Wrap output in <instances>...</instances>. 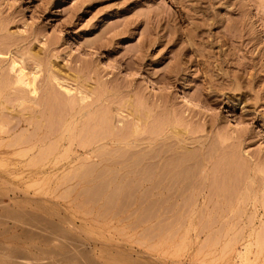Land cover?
Returning <instances> with one entry per match:
<instances>
[{"label": "rangeland", "instance_id": "1", "mask_svg": "<svg viewBox=\"0 0 264 264\" xmlns=\"http://www.w3.org/2000/svg\"><path fill=\"white\" fill-rule=\"evenodd\" d=\"M0 35V77H8L0 83V264L11 247L57 261L63 231L96 264H264V0H0ZM21 57L26 68L42 69L34 80L40 92L57 74L74 94L56 92L61 100L50 110L16 82ZM132 106L142 121L128 115ZM116 110L128 130L137 125L143 136L178 130L194 154L191 176L175 183L157 176L150 182L142 174L130 180L122 171L142 168L151 154L144 150L132 167L122 158L116 164L84 161L78 143L86 122ZM21 117L32 120L29 129L18 125ZM167 141L156 146L162 164L171 157L164 152ZM75 155L80 158L73 161ZM102 169L108 174L101 177ZM20 209L44 216L36 225L29 221L30 229L43 225L44 234L25 230Z\"/></svg>", "mask_w": 264, "mask_h": 264}, {"label": "bare ground", "instance_id": "2", "mask_svg": "<svg viewBox=\"0 0 264 264\" xmlns=\"http://www.w3.org/2000/svg\"><path fill=\"white\" fill-rule=\"evenodd\" d=\"M2 25V24H1ZM2 30V29H1ZM0 37H1V35H0ZM5 39V38H4ZM10 42V41H9ZM14 42V41H13ZM5 45V44H4ZM4 48H6L5 46H3ZM13 47V46H12ZM19 48V47H18ZM22 48V47H21ZM7 49V48H6ZM15 49V48H14ZM12 50V49H11ZM16 50V49H15ZM24 52H25V50H23ZM29 51V50H28ZM32 51V50H31ZM7 52V51H6ZM5 52V53H6ZM33 52H34V50H33ZM25 54H26V52H25ZM34 54V53H33ZM12 55V54H11ZM36 54H34V55H32V56H35ZM14 56V55H13ZM20 57V56H19ZM9 58H10V56H9ZM15 58V57H14ZM29 58V57H28ZM45 58V57H44ZM32 59V58H31ZM38 59H39V57H38ZM2 60V59H1ZM23 63H24V66H22V67H19L18 68V76H17V79H16V82L17 83H23L24 84V86L25 87H29L28 89L30 90V92L31 93H35V95H37L38 94V99H42L41 100V102L42 101H45V103L47 102V106L49 105V109L51 110V108H53L54 107V103L55 102H57V101H59V100H61V98H59V96L56 94V92H58V93H61V95H62V93H63V91L65 92V93H67V94H69V93H73L74 94V92H71L74 88H71L72 86H70V88H69V86L68 85H70V84H66V82H62L61 80H62V78L60 77V76H57V74L56 75H53V77L51 76V77H49V78H46V80H44L45 82H44V84H46V85H44L43 86V88H41L42 89V92H40L41 90L39 89L40 88V84L39 85H35L34 84V80L36 79V78H40V77H37L36 75H38L37 74V72L35 71V70H42V69H36L37 68V66L34 68V69H30V68H26V63H25V61L26 60H22V57H21V59H20ZM7 61H8V58H7ZM21 61H18V62H20L19 64H21V65H23L22 63H21ZM5 62H6V60H5ZM13 65L12 66H15L16 64H15V62H17V61H15L14 59H13ZM8 63V62H7ZM42 65V64H41ZM45 65V64H44ZM10 66H11V64H10ZM20 66V65H19ZM49 66V65H48ZM7 67V66H6ZM17 67H18V65H17ZM11 68V67H10ZM15 68H16V66H15ZM25 68L26 69H29V70H25ZM47 68V67H46ZM7 69V68H6ZM44 69V68H43ZM17 70V69H16ZM52 71H53V69H52ZM60 71V70H59ZM5 72V70L3 71V73ZM10 72V71H9ZM11 72H13V71H11ZM45 72V71H44ZM45 73H47V72H45ZM62 73V72H61ZM41 75V74H40ZM39 75V76H40ZM44 75V74H43ZM64 75V74H63ZM69 75V74H68ZM16 76V75H15ZM46 77H47V75H46ZM9 78H10V76H9ZM52 78H54L55 80H57V86L59 85V89L57 88V86H56V83H54V81H52L53 79ZM7 79H8V77H7ZM7 79H5V74H3L2 75V77H0V83H5L6 81H7ZM44 79V78H43ZM37 80V79H36ZM83 80V79H82ZM14 81V80H13ZM41 81H42V79H41ZM65 81V80H64ZM38 82V81H37ZM36 83V82H35ZM70 83V82H69ZM77 83V82H76ZM64 84L66 85V86H64ZM79 84V83H78ZM0 85H2V84H0ZM83 85H84V83H83ZM3 86V85H2ZM24 86L22 85V88H24ZM39 88H38V87ZM68 86V87H67ZM90 86V85H89ZM19 87V86H18ZM83 87V86H82ZM81 87V88H82ZM20 88V87H19ZM45 88V89H44ZM60 88H62V89H60ZM90 88V87H89ZM103 88V87H102ZM15 89V88H14ZM21 89V88H20ZM72 89V90H71ZM80 89V88H79ZM71 90V91H70ZM20 91H22L23 92V90H20ZM79 91V90H78ZM77 91V92H78ZM81 91V90H80ZM79 91V92H80ZM90 91V90H89ZM19 92V91H18ZM120 92V91H119ZM20 93V92H19ZM37 93V94H36ZM40 93V94H39ZM83 93V92H82ZM3 94V93H2ZM81 94V93H80ZM103 94V93H102ZM22 95H23V93H22ZM32 96V97H30V99H32V100H36V96ZM69 95H71V94H69ZM79 95V94H78ZM82 95V94H81ZM89 94L87 93L85 96L83 95L82 97H81V99H84L86 96H88ZM104 95V94H103ZM31 96V95H30ZM65 96V95H64ZM16 97V96H15ZM75 97V96H74ZM79 97H80V95H79ZM120 97V96H119ZM121 97H123V96H121ZM19 98V97H18ZM68 98V97H67ZM107 98V97H106ZM131 98V97H130ZM20 99V98H19ZM65 99V98H64ZM80 99V98H79ZM80 99V100H81ZM110 99V98H109ZM112 99V98H111ZM11 100V99H10ZM63 100V99H62ZM68 100V99H67ZM75 100H76V97H75ZM120 100V99H119ZM136 100V99H135ZM65 101V100H64ZM70 101H71V99H70ZM77 101V100H76ZM111 101V100H110ZM122 101V100H121ZM125 102H127L126 100H124ZM131 101V100H130ZM41 102H39L40 103V105L42 104ZM67 102V101H66ZM90 102V101H89ZM92 102H94V101H92ZM134 102V101H133ZM133 102H130L129 103V101H128V103L131 105V103H133ZM32 103V102H31ZM59 103V102H58ZM114 103V102H113ZM116 103H117V101H116ZM64 104V103H63ZM68 104V103H67ZM67 104H65V105H67ZM71 104H72V102H71ZM87 104V103H86ZM137 104V103H136ZM58 105V104H57ZM77 105V104H76ZM75 105V106H76ZM90 105V104H89ZM99 105V104H98ZM125 105V104H124ZM124 105H123V107H124ZM135 105V104H134ZM133 105V106H134ZM141 105V104H140ZM145 105V104H144ZM61 106H63L62 104H61ZM68 106H70L71 107V105H68ZM67 106V107H68ZM86 106V105H85ZM88 106V105H87ZM111 106V105H110ZM133 106H132V108H133ZM28 107V106H27ZM43 107V106H42ZM65 107V106H64ZM93 107V106H92ZM104 107V106H103ZM31 108V107H30ZM66 108V107H65ZM99 108V107H98ZM116 108V107H115ZM121 108H122V106H121ZM61 109V108H60ZM89 109H91V108H89ZM141 109V108H140ZM43 110V109H42ZM47 110V109H46ZM46 110H44L45 112H46ZM77 110V109H76ZM96 110V109H95ZM99 110V109H98ZM113 110V109H112ZM122 110V109H121ZM128 110H130V109H128ZM32 111V110H31ZM55 111H56V109H55ZM66 111V110H65ZM97 111V110H96ZM103 111V110H102ZM117 111H120V110H116V111H114V113L113 114H111V115H100V116H98V117H93V118H91V121L89 122V123H87L86 122V125H85V127H84V125H83V127H84V129H83V133H84V135H85V137L84 138H82L81 139V141H80V143H78V146L83 150V153H84V156H83V160L84 161H87V162H90V163H97V165L99 164V163H108V164H116V163H121L122 161H127V162H129L130 163V165H131V167L134 165L135 166V164L138 162V160H140L142 157H144V154H142L143 156H140L141 154H139V155H136V154H138L139 153V151H142V150H144V152L145 151H147V152H151V154H147L146 153V155H147V157H148V159H147V157H146V163H145V165L142 167V168H139V169H136V168H133L132 167V169L130 168V169H128V170H125V171H122L124 174H130V175H132V177H130V180H132L131 178H133V176H137V175H139V174H142L146 179H149V181L151 180H153L154 179V177L155 176H157V177H160L161 178V180H163V179H165V178H169V179H172V178H176V179H172V180H174L173 181V183H175V181L177 180V178L178 177H180V176H182V175H187V177L189 176H191V171H190V168H188V161H189V159H191L192 158V156L194 155H192L191 154V150H190V148L185 144L186 142L184 141V139H182V138H178V136L176 135V133H177V131L178 130H176V132H175V129H172V128H170L169 130H170V133H166L165 135H160V134H154V133H149V135L148 136H143L142 134H141V132L142 131H138L137 129H136V127H138L137 125H136V127H135V129H127V127H126V123L124 122V119H123V117L121 116L120 117V114H118V112ZM40 112H41V114L40 115H43V112L40 110ZM60 112V111H59ZM67 112V111H66ZM82 112V111H81ZM89 112H91V111H89ZM94 112V111H93ZM99 112H101V111H99ZM139 109H137L136 107H135V110H134V108L132 109V110H130L129 111V113H128V115H132L133 117H132V119H134V121H136V119H137V122H138V120H141L142 121V116H141V114H139ZM9 113V112H8ZM33 113H34V111H33ZM51 113V112H50ZM75 113L76 114H73L72 115V118H71V121L72 120H75L76 119V115L77 114H80V111H79V109H78V111H75ZM85 113V112H84ZM18 114V113H17ZM20 114V113H19ZM38 114V115H39ZM60 114V113H59ZM67 114V113H66ZM91 114V113H90ZM145 114V113H144ZM144 114H143V116H144ZM52 115V114H51ZM83 115V114H82ZM91 115H93V114H91ZM95 115H96V113H95ZM60 116H61V114H60ZM65 116V115H64ZM10 117H11V115H10ZM16 117V116H15ZM84 117V116H83ZM86 117V116H85ZM91 117V116H90ZM145 117V116H144ZM39 118V117H38ZM46 120H47V117H44ZM59 118V117H58ZM127 118H129V116H127ZM2 119V118H1ZM52 119V118H51ZM62 119V118H61ZM132 119H130L129 118V121H130V127H131V121H132ZM3 120V119H2ZM17 120V119H16ZM40 120V119H39ZM50 120V119H49ZM89 120H90V118H89ZM168 120V119H167ZM5 121V120H4ZM18 121V120H17ZM35 121H38L37 119L35 120ZM56 121V120H55ZM86 121H87V119H86ZM127 121H128V119H127ZM134 121L132 122V123H134ZM7 122H9V121H7ZM47 122V121H46ZM49 122H51V121H49ZM61 122V121H60ZM69 122V121H68ZM18 123V125L19 126H21V125H26V128L25 129H29V127H30V125H32V120H30V119H28L27 117H21L20 119H19V121L17 122ZM73 123V122H72ZM143 123V122H142ZM141 123V124H142ZM40 124H41V122H40ZM47 124V123H46ZM52 124H53V122H52ZM55 124V123H54ZM53 124V125H54ZM154 124V123H153ZM184 124V123H183ZM48 125V124H47ZM70 125H71V123H69L68 124V129H69V127H70ZM8 126V125H7ZM44 126H45V123H44ZM49 126V125H48ZM60 126V125H59ZM16 127V126H15ZM82 127V126H81ZM142 127V126H141ZM169 127V126H168ZM11 128H13V127H11ZM163 128V127H162ZM185 128V127H184ZM15 129V128H14ZM43 129V128H42ZM53 129H54V126H53ZM11 130V129H10ZM9 130V131H10ZM34 130V129H33ZM8 131V132H9ZM19 131V130H18ZM75 131V130H74ZM153 131V130H152ZM4 132H7L6 130L4 131ZM144 132V131H143ZM183 132V131H182ZM181 132V133H182ZM12 133V132H11ZM31 133H34L33 131L31 132ZM30 133V134H31ZM63 133V132H62ZM71 133V132H70ZM73 133V132H72ZM76 133V132H75ZM79 133H80V131H79ZM160 133V132H159ZM16 134V132L15 133H13V135H15ZM20 134V133H19ZM53 134V133H52ZM51 134V135H52ZM140 134L142 135V136H140ZM178 134V133H177ZM7 135V134H6ZM32 135V134H31ZM46 135V134H45ZM61 134H59V136H60ZM183 135V134H182ZM12 136V135H11ZM26 137H27V135H25ZM29 136V135H28ZM49 136V135H48ZM59 136L57 137V138H59ZM63 137H62V139L64 138V139H66V137H64V133H63V135H62ZM2 138H3V136H1ZM14 137V136H13ZM17 138V137H16ZM44 138V137H43ZM36 139V138H35ZM63 139V140H64ZM23 140V139H22ZM31 140V139H30ZM75 140H76V136H72V138L71 139H69V144L70 145H72L74 142H75ZM160 140H164V141H167V140H169V141H167V143H168V146L169 147H167L166 148V150L164 151L165 153H167L166 154V156L168 155V156H171L168 160H166V162L165 161H163V164H162V155H160L159 154V152H158V150H157V148L158 147H156L158 144H159V141ZM193 140V139H192ZM24 141V140H23ZM56 141V140H55ZM67 141H68V139H67ZM195 141V140H194ZM13 142V141H12ZM30 142V141H29ZM32 142V141H31ZM38 142V141H37ZM199 142H201V141H199ZM15 143V142H14ZM51 143H52V141H51ZM54 143V142H53ZM65 143V142H64ZM12 144V143H11ZM39 144V143H38ZM41 144V143H40ZM165 144V143H164ZM201 145H204V141L203 142H201L200 143ZM24 145V144H23ZM9 146H10V144H9ZM13 146V145H12ZM16 146V145H15ZM32 147V146H31ZM49 147V146H48ZM53 147H54V144H53ZM62 147V146H61ZM26 148V147H25ZM34 148V147H33ZM40 148H42V147H40ZM76 148H77V146H76ZM165 148V147H164ZM196 148H198V146L196 147ZM200 148V147H199ZM32 149V148H31ZM51 149H52V147H51ZM54 149H56L55 147H54ZM62 149V148H61ZM178 149H181V150H179L182 154L180 155L179 154V151H178ZM43 150V149H42ZM45 150V149H44ZM44 150L42 151V152H44ZM53 150V149H52ZM65 150H66V148H65ZM199 150V149H198ZM56 151V150H55ZM69 151V150H68ZM160 151H162L161 150V147H160ZM196 151V150H195ZM1 152H5V150H2ZM29 152H30V150H29ZM168 152L170 153V154H168ZM199 152V151H198ZM203 152H204V150H203ZM211 152V151H210ZM20 153V152H19ZM49 154H50V152H48ZM42 153H41V151H40V155H41ZM78 154V153H77ZM130 154V155H129ZM201 154V153H200ZM199 154V155H200ZM43 155V154H42ZM231 155V154H230ZM28 156V155H27ZM36 156V155H35ZM56 156V155H55ZM58 156V155H57ZM64 156V155H63ZM76 156V155H75ZM201 156V155H200ZM223 156V155H222ZM229 156V155H228ZM38 157V156H37ZM47 157V156H46ZM60 157V156H59ZM71 157V156H70ZM26 158V157H25ZM39 158H40V156H39ZM77 158H80V156L78 155V156H76L75 158H73L74 160L73 161H76V159ZM123 159L122 161H118V159ZM198 158V157H197ZM237 158V157H236ZM21 159V158H20ZM31 159V158H30ZM44 159V158H43ZM46 159V158H45ZM72 159V158H71ZM201 159V158H200ZM222 159V157H220V160ZM37 160V159H36ZM40 160V159H39ZM52 160V159H51ZM61 160V158L59 159V161ZM38 161V160H37ZM65 161V160H64ZM195 161V160H194ZM196 161H198L197 159H196ZM202 161V160H201ZM216 161V160H215ZM233 161V160H232ZM40 162H41V160H40ZM66 162V161H65ZM79 162V161H78ZM241 162V161H240ZM38 163H39V161H38ZM44 163H45V161H44ZM54 163V162H53ZM69 163V162H68ZM198 164H199V162H197ZM208 163H209V161H208ZM224 163V162H223ZM233 163V162H232ZM237 163V162H236ZM94 164V165H95ZM234 164V163H233ZM54 165V164H53ZM59 165V164H58ZM93 164H92V166H94ZM101 165V164H100ZM122 165H124V164H122ZM129 165V166H130ZM203 165V164H202ZM205 165V164H204ZM242 165V164H241ZM33 166V165H32ZM84 166V165H83ZM91 166V167H92ZM128 166V167H129ZM189 166H191L190 164H189ZM201 166V165H200ZM230 166H232V165H230ZM56 167V166H55ZM58 167V166H57ZM60 167V166H59ZM110 167V166H109ZM199 167V166H198ZM45 168V167H44ZM86 168H87V166H86ZM89 168H90V165H89ZM89 168H87L86 170H85V173H88L89 171H88V169ZM97 168V167H96ZM120 168V167H119ZM127 168V167H126ZM205 168V167H204ZM249 168V167H248ZM35 169V168H34ZM51 169V168H50ZM77 169V168H76ZM113 169H114V167H113ZM191 169H193V168H191ZM197 169V168H196ZM29 170H32V169H29ZM42 170V169H41ZM83 170V169H82ZM108 170V169H107ZM95 171V170H94ZM99 171V170H98ZM111 171H112V169H111ZM117 171V170H116ZM190 171V172H189ZM198 171V170H197ZM229 171V170H228ZM45 172V171H44ZM79 172V171H78ZM110 172V171H109ZM99 173V175L102 177V175H107L108 174V172L106 171V169L105 170H100V172H98ZM121 173V172H120ZM204 174L206 173V171L205 172H203ZM31 174V173H30ZM68 174H69V172H68ZM76 174H77V172H76ZM79 174V173H78ZM118 174V173H117ZM209 174V173H208ZM216 174V173H215ZM246 174H247V172H246ZM39 175V174H38ZM42 175V174H41ZM65 175V174H64ZM90 175V174H89ZM96 175V174H95ZM116 175V174H115ZM206 175V174H205ZM243 175V174H242ZM249 175V174H248ZM71 176V175H70ZM69 176V177H70ZM79 176V175H78ZM86 176V175H85ZM97 177H98V174L96 175ZM112 176V175H111ZM111 176H109V177H111ZM141 176V175H140ZM114 178H115V176H113ZM124 176H122V178H123ZM143 177V178H144ZM183 177V176H182ZM82 178H84V177H82ZM129 178V177H128ZM0 179H2L1 177H0ZM92 179V178H91ZM109 179V178H108ZM121 179V178H120ZM229 179V178H228ZM246 179V178H245ZM94 180V179H93ZM99 180H101V179H99ZM105 180V179H104ZM111 180H114V179H111ZM138 180V179H137ZM254 180V179H253ZM5 181V180H4ZM108 181V180H107ZM128 181V180H127ZM126 181V182H127ZM143 181V180H142ZM150 181V182H151ZM169 181V180H168ZM193 181V180H192ZM201 181V180H200ZM66 182V181H65ZM78 182H79V180H78ZM104 182V181H103ZM102 182V183H103ZM154 182V181H153ZM167 182V181H166ZM179 182V181H178ZM188 182V181H187ZM190 182V181H189ZM243 182V181H242ZM241 182V183H242ZM9 183V182H8ZM100 183V182H99ZM106 183V182H105ZM105 183H104V185H105ZM149 183V182H148ZM157 183V182H156ZM156 183H153V184H156ZM160 183V182H159ZM170 183H171V181H170ZM172 183V184H173ZM203 183V182H202ZM12 184V183H11ZM96 184V183H95ZM108 184V183H107ZM167 184V183H166ZM165 184V185H166ZM187 184V183H186ZM248 184V183H247ZM3 185V184H2ZM122 184H120V186H121ZM145 185V184H144ZM161 186L163 189V191H168V189H169V186ZM177 185V184H176ZM179 185V184H178ZM215 185V184H214ZM221 185V184H220ZM5 186V185H4ZM74 186H76V185H74ZM105 186H107V185H105ZM114 186V185H113ZM173 186V185H172ZM182 186H184V184L183 185H181L179 188H181ZM205 186V185H204ZM219 186V185H218ZM244 186V185H243ZM68 187V186H67ZM98 187H99V185H98ZM122 187H123V185H122ZM148 187V186H147ZM153 187V186H152ZM152 187H151V189H152ZM156 187H158V185L156 186ZM160 187V188H161ZM178 187V186H177ZM187 187V186H186ZM197 187V186H196ZM242 187V186H241ZM17 188V187H16ZM40 188V187H39ZM72 188H73V186H72ZM101 189H102V187H100ZM114 188V187H113ZM112 188V189H113ZM116 188V187H115ZM121 187H119L118 189H120ZM154 188V187H153ZM159 188V187H158ZM170 188H172V187H170ZM174 188H175V190L177 189L176 188V186H174ZM184 188V187H183ZM182 188V189H183ZM208 188V187H207ZM1 189V188H0ZM12 189V188H11ZM15 189V188H14ZM99 189V188H98ZM117 189V190H118ZM149 189H150V187H149ZM186 189V188H185ZM192 189H193V187H192ZM2 190V189H1ZM13 190V189H12ZM114 190V189H113ZM171 190V189H170ZM187 190V189H186ZM185 190V191H186ZM200 190V189H199ZM198 190V191H199ZM260 190V189H259ZM11 190L9 189V192H10ZM54 191V190H53ZM101 191H103V190H101ZM105 191V190H104ZM120 191V190H119ZM150 191V190H149ZM18 192V191H17ZM97 192H99V191H97ZM177 192V191H176ZM180 192V191H179ZM179 192H178V194H179ZM184 192V191H183ZM192 192V191H191ZM7 193V192H6ZM28 193V192H27ZM53 193V192H52ZM68 193V192H67ZM95 193V192H94ZM111 193V192H110ZM109 193V194H110ZM112 193H114V192H112ZM147 193V192H146ZM158 193V192H157ZM164 193V192H163ZM169 193H171V192H169ZM172 193H174V191L172 192ZM197 193V192H196ZM201 193V192H200ZM8 194V193H7ZM80 194V193H79ZM78 194V195H79ZM89 194V193H88ZM123 194V193H122ZM182 194V193H181ZM188 194V193H187ZM2 195V194H1ZM58 195H60V193L58 194ZM148 195H149V193H148ZM154 195V194H153ZM167 195H169L168 193H167ZM213 195V194H212ZM13 196V195H12ZM64 196H66V195H64ZM76 196V195H75ZM97 196V195H96ZM95 196V197H96ZM112 196V195H111ZM176 196V195H175ZM179 196V195H178ZM261 196V195H260ZM77 197V196H76ZM94 197V198H95ZM99 197V196H98ZM101 197V196H100ZM108 197V196H107ZM107 197H105V198H107ZM199 197V196H198ZM252 197V196H251ZM65 198V197H64ZM90 198V197H89ZM94 198H91V199H94ZM104 198V199H105ZM86 199V198H85ZM95 199H97V198H95ZM110 199V198H109ZM192 199V198H191ZM28 200H30V198L28 199ZM48 200V199H47ZM75 200V199H74ZM181 200H182V198H181ZM196 200V199H195ZM257 200V199H256ZM263 200V199H262ZM38 201V200H37ZM96 201V200H95ZM165 201V200H164ZM168 201V200H167ZM184 200H182V202H183ZM243 201H245V199L243 200ZM247 201V200H246ZM245 201V202H246ZM83 202V201H82ZM85 202V201H84ZM172 202H174V200L172 201ZM260 202H262V201H260ZM39 203V202H38ZM43 203V202H42ZM80 203V202H79ZM105 203V202H104ZM180 203V205H182L181 204V202H179ZM200 203V202H199ZM83 204V203H82ZM92 204V203H91ZM95 203H93L92 205H94ZM169 204H171V203H169ZM46 205V204H45ZM44 205V206H45ZM174 205V203L172 204V206ZM176 205V204H175ZM179 205V206H180ZM43 206V207H44ZM81 206V205H80ZM101 206V205H100ZM170 206V205H169ZM178 206V207H179ZM185 206V205H184ZM99 207V206H98ZM175 207V206H174ZM105 208V207H104ZM180 208V207H179ZM179 208H177V209H179ZM59 209V208H58ZM88 209V208H87ZM184 209H186V208H184ZM20 214H18V213H15L16 214V216H17V214H18V217L19 216H22L23 217V215L24 216H27V218L26 217H23V220H21V221H23V223H24V219L25 220H28V229L26 228H24L25 230H28V231H30L31 230V233L34 231V230H37V232H40L39 231V229H41V230H43L44 231V229L46 230V228H44V229H42L44 226L42 225V228L41 227H35L36 229H30V227H31V225H29V221H31L32 220V222L36 225V224H38L39 223V221L42 219V217H44L43 215H42V217L40 216V215H38V214H40V213H38V214H34V213H29V211H26V210H21L20 209ZM48 212H49V210H48ZM61 212V211H60ZM241 212V211H240ZM21 213L23 214V215H21ZM101 213V212H100ZM242 213V212H241ZM12 214V213H11ZM10 214V215H11ZM14 214V215H15ZM50 214V213H49ZM57 214H59V213H57ZM102 214V213H101ZM254 214V213H253ZM53 215V214H52ZM16 216H13V217H16ZM101 215H99V217H100ZM179 216V215H178ZM241 216V215H240ZM21 217V218H22ZM40 217H41V219H40ZM249 217V216H248ZM2 218V217H1ZM5 218V217H4ZM59 218H61V217H59ZM11 219V218H10ZM14 219V218H13ZM56 219V218H55ZM191 219V218H190ZM249 219H250V217H249ZM248 219V220H249ZM52 220V219H51ZM142 220V219H141ZM4 221V220H3ZM16 221V220H15ZM53 221V220H52ZM252 221V220H251ZM17 222H20V220H19V218H18V221ZM27 222V221H26ZM23 223H21V224H23ZM51 223H54V221L53 222H51ZM248 223H250L249 221H248ZM30 224H31V222H30ZM263 224H264V222H263ZM17 225H19L20 226V224L18 223ZM24 225H26V224H24ZM52 226H53V224H51ZM51 225H48V226H51ZM48 226H46L47 227V229H48ZM51 226V227H52ZM57 226H58V224H57ZM249 226V225H248ZM61 227H63V226H60L59 228H61ZM242 228V227H241ZM245 228V227H244ZM264 228V227H263ZM51 229V230H50ZM50 229H48L47 230V232L49 231V233L51 234L52 233V228H50ZM62 229V228H61ZM79 229H81V228H79ZM57 231H59L58 229H56ZM55 230V231H56ZM64 230V229H63ZM63 230H61L60 232H62ZM83 230V229H82ZM246 230V229H245ZM56 231V232H57ZM79 231V230H78ZM264 231V230H263ZM42 232V231H41ZM40 232V233H41ZM46 232V231H45ZM46 232V233H47ZM64 232L65 231H63V236L64 237H61V235L62 234H60V236H59V234H58V236L59 237H61L62 239H61V241H60V244H59V247H60V249H62L63 250V256L62 257H59V255H57V261H50V260H48V261H44V257L42 258L43 259V261H42V259H36V256H35V258H31L30 257V255H28L26 252V254L24 253V252H22V251H20L19 252V250H18V252H16L15 251V249H13L12 247H11V250H13V252H12V255H10V258L7 260V261H5V263L6 264H96V262L94 261V259L93 258H91V256L89 255V253L88 252H90V251H86L85 250V248H83V246H81V244H79L78 242H76L77 241V239L75 240L74 238H73V236H71V235H65L64 234ZM34 233H35V231H34ZM49 233H47L48 235H50ZM241 233H242V231H241ZM264 233V232H263ZM263 233H261V235L263 234ZM41 234H44V233H41ZM41 234H37V235H41ZM52 234H54V231H53V233ZM50 235V238L52 237V236H54V235ZM27 235V234H26ZM26 235H25V237H26ZM29 235V234H28ZM27 235V236H28ZM36 235V233L34 234V236ZM74 235V234H73ZM247 235V234H246ZM264 235V234H263ZM32 236V235H31ZM31 236L29 237V238H31ZM38 236V237H39ZM55 236H57V235H55ZM75 236V235H74ZM36 237V236H35ZM252 237V236H251ZM261 237H264V236H261ZM45 238H47V236L45 237ZM44 238V236H43V239H45ZM54 238H56L57 239V237H54ZM42 239V240H43ZM51 239H53V238H51ZM60 239V238H59ZM46 240V239H45ZM47 240H48V238H47ZM49 241V240H48ZM52 241V240H51ZM79 241V240H78ZM253 241H255V240H253ZM260 241V240H259ZM81 243V242H80ZM257 244V243H256ZM32 245V244H31ZM38 244H36V246H37ZM262 245H263V243H262ZM33 246H34V244H33ZM35 246V247H36ZM8 247V246H7ZM7 247H6V250H7ZM50 247V246H49ZM10 248V247H9ZM263 248V247H262ZM0 249H4L3 247H0ZM18 249V248H17ZM37 249V248H36ZM38 249H40V247H38ZM53 248H51L50 250H51V252L53 251L52 250ZM252 249V248H251ZM261 249V248H260ZM44 250V249H43ZM49 249H47V251H48ZM50 250H49V253H50ZM57 250V249H56ZM53 251L54 253L56 252L57 254H58V250L57 251ZM24 251V250H23ZM39 251H41V250H39ZM22 252V253H21ZM45 252H46V250H45ZM262 252V251H261ZM14 253V254H13ZM48 253V252H47ZM53 253V254H54ZM55 253V254H56ZM227 253V252H226ZM260 253V252H259ZM62 253L60 252V255H61ZM261 254V253H260ZM259 254V255H260ZM41 255V254H40ZM42 256V255H41ZM58 257H59V259H58ZM261 257V256H260ZM42 261V262H41Z\"/></svg>", "mask_w": 264, "mask_h": 264}]
</instances>
